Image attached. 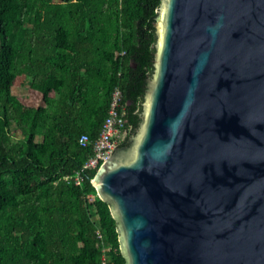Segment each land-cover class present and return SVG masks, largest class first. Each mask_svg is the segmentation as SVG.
<instances>
[{
    "label": "water",
    "instance_id": "1",
    "mask_svg": "<svg viewBox=\"0 0 264 264\" xmlns=\"http://www.w3.org/2000/svg\"><path fill=\"white\" fill-rule=\"evenodd\" d=\"M141 121L91 178L126 264H264V0H161Z\"/></svg>",
    "mask_w": 264,
    "mask_h": 264
},
{
    "label": "trees",
    "instance_id": "2",
    "mask_svg": "<svg viewBox=\"0 0 264 264\" xmlns=\"http://www.w3.org/2000/svg\"><path fill=\"white\" fill-rule=\"evenodd\" d=\"M160 3L0 0V264H126L96 170L79 185L64 176L92 155L115 86L130 128L121 145L139 127ZM22 74L44 105L12 93Z\"/></svg>",
    "mask_w": 264,
    "mask_h": 264
},
{
    "label": "built area",
    "instance_id": "3",
    "mask_svg": "<svg viewBox=\"0 0 264 264\" xmlns=\"http://www.w3.org/2000/svg\"><path fill=\"white\" fill-rule=\"evenodd\" d=\"M125 115L126 110L122 100L121 90L118 86H115L111 93L107 115L93 143L92 155L73 174L65 175V180L72 181L74 184L79 185L83 179L84 171L88 169L97 170L99 165L106 161L113 149L121 145L130 131ZM88 141L89 137L85 133L78 137V143L82 146H86ZM89 180L91 181V178ZM96 233L98 238L102 237L99 230H96ZM102 249L105 251L106 247ZM102 264H110L104 255L102 256Z\"/></svg>",
    "mask_w": 264,
    "mask_h": 264
},
{
    "label": "rangeland",
    "instance_id": "4",
    "mask_svg": "<svg viewBox=\"0 0 264 264\" xmlns=\"http://www.w3.org/2000/svg\"><path fill=\"white\" fill-rule=\"evenodd\" d=\"M11 91L14 95L20 97L26 104L37 106V105H44V102L41 98V94L39 92H36L32 90L26 80L24 79V76L21 75L15 79V82L13 83V86L11 87ZM19 130H12L13 136H18Z\"/></svg>",
    "mask_w": 264,
    "mask_h": 264
},
{
    "label": "crops",
    "instance_id": "5",
    "mask_svg": "<svg viewBox=\"0 0 264 264\" xmlns=\"http://www.w3.org/2000/svg\"><path fill=\"white\" fill-rule=\"evenodd\" d=\"M22 75L24 76V79L26 80V76H25L24 74H22ZM19 76H21V75H18L17 77H19ZM17 77H16V78H17ZM16 78H15V79H16ZM14 82H15V80H14ZM26 82H27V80H26ZM27 84H28V82H27ZM12 86H13V85H12ZM28 86H29V85H28ZM31 89H32V88H31ZM32 90H34V89H32ZM34 91H36V90H34ZM36 92H38V91H36ZM39 93H40V92H39ZM40 94H41V93H40ZM42 105H43V104H42Z\"/></svg>",
    "mask_w": 264,
    "mask_h": 264
}]
</instances>
